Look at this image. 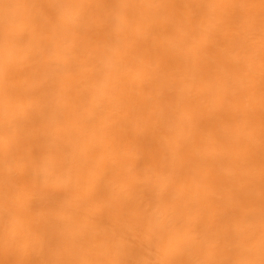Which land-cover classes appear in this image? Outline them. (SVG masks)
Returning a JSON list of instances; mask_svg holds the SVG:
<instances>
[{"label": "clouds", "instance_id": "obj_1", "mask_svg": "<svg viewBox=\"0 0 264 264\" xmlns=\"http://www.w3.org/2000/svg\"><path fill=\"white\" fill-rule=\"evenodd\" d=\"M0 264H264V0H0Z\"/></svg>", "mask_w": 264, "mask_h": 264}]
</instances>
